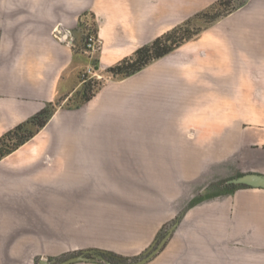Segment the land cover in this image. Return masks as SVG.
I'll return each mask as SVG.
<instances>
[{"label": "crops", "instance_id": "1", "mask_svg": "<svg viewBox=\"0 0 264 264\" xmlns=\"http://www.w3.org/2000/svg\"><path fill=\"white\" fill-rule=\"evenodd\" d=\"M217 1L0 0V137L80 87L86 57L76 27L80 13L93 9L99 23L103 71ZM237 1L239 7L194 41L133 76L107 83L79 109L87 114L93 107L108 112L133 101L147 106L158 102L168 112L163 134L168 138L164 144L135 145L137 154L148 156L146 164L155 174L144 175L149 190L144 209L105 207L98 219L105 221L108 208L114 212V238L99 241L101 249L87 248L77 255L104 251L131 261L129 255L140 253L137 260L176 224L146 264H264V189L230 191L218 184L228 178L229 185V177L248 173L264 175V0ZM57 27L77 28L75 45L59 42L53 35ZM154 90H161V96L150 97ZM55 114L0 161V205L22 198L33 221L23 227L28 243L17 255L25 262L39 256L59 261L74 250L75 192L19 189L26 182L54 185L51 176L35 173L32 165L46 144L47 129L61 133L54 123L64 111L57 108ZM170 167L175 175L164 182ZM166 226L170 228L159 239Z\"/></svg>", "mask_w": 264, "mask_h": 264}, {"label": "rangeland", "instance_id": "2", "mask_svg": "<svg viewBox=\"0 0 264 264\" xmlns=\"http://www.w3.org/2000/svg\"><path fill=\"white\" fill-rule=\"evenodd\" d=\"M240 5L241 2L237 0H231L230 2V7L233 8L232 11ZM76 22V27L81 30L83 40V26L89 25L88 30L95 34L100 41L98 38L99 23L93 9L80 13ZM184 22L162 34L171 33L172 45L180 46L188 41H194L195 37L197 38L203 30L211 26L202 20L196 19L187 23ZM77 28L74 31L71 30L72 40L76 38ZM102 46L100 41L97 51L93 53H87L83 49L86 55L84 59L85 67L79 74L80 79L78 82L83 79L92 81L95 85L93 91L101 89L109 82L120 81L113 79L106 72L109 67L103 71L99 68L98 56ZM81 88L80 85L70 97L58 96L55 104L58 109L61 108L64 111V114L61 118L57 117L54 126H60L61 133L52 132V127L47 129L46 144L43 149L38 151L39 156L32 165L35 173L51 176L54 185L48 188L38 187L36 183L32 182V185L28 182L19 185L20 190L30 189V186H32L33 191L50 189L52 191L68 190L75 192L74 207L76 208V214L73 235L75 244L74 250L66 254L69 255L65 257L67 259L87 248L101 249L97 246L99 241L106 243L114 238L112 232L114 231L112 221L116 217L114 212L108 208L105 221L100 222V219H98V217L105 214L103 213L105 207H110V204L118 205L131 212L136 210L141 212L144 209L142 205L149 202L147 196L149 190L144 175H150L152 178L155 177V174L154 167L146 164L149 161L148 156L137 154L134 149L135 145H145L143 143L164 144L168 138V135H163L166 130L165 124H168L166 123L167 118H165L168 112L162 107L161 103L150 102L151 105L147 106V102L133 101L126 108L122 107L121 110L115 107L105 112L93 107L92 109L88 108L87 114H83L79 109L86 103L75 106L81 99ZM153 92L150 97L161 96V90H154ZM78 110L79 114H76ZM56 114L50 119V122ZM67 115L70 116L67 117ZM187 169L190 171V167H187ZM165 174L166 172L160 177L163 178ZM174 175L173 167H170V171L163 178V181L171 179ZM231 178L229 177V179ZM226 180L228 178L218 182V184L224 187ZM87 192H91L94 196L81 195ZM62 200L63 198L60 199V201ZM23 203L22 198L15 199L12 197L9 200L10 205L8 203L5 206L0 205V264H38L39 259H48L47 261L50 262L54 258L39 256L35 257L34 261L25 262L17 257L18 254L24 253L25 244L28 243L27 235L29 234L23 230V227L33 222L25 213ZM85 211L86 214H84ZM178 216L179 213L175 219ZM83 218L85 219L86 228L84 231H82ZM168 228L170 226L162 229L159 239L165 235ZM87 243L88 245H86ZM139 254L127 256L133 260L140 256ZM64 260L66 259H60L54 264Z\"/></svg>", "mask_w": 264, "mask_h": 264}, {"label": "trees", "instance_id": "3", "mask_svg": "<svg viewBox=\"0 0 264 264\" xmlns=\"http://www.w3.org/2000/svg\"><path fill=\"white\" fill-rule=\"evenodd\" d=\"M230 2L231 0H219L210 7L195 14L184 23L196 19L212 25L232 11L233 8L230 7ZM170 35L171 33L162 35L151 43L138 48L130 57L124 58L117 64L109 67L106 72L113 79L122 80L141 71L152 62L173 52L179 46L172 45ZM82 48L84 49V43ZM95 62L97 63V60ZM96 63H94L95 66H97ZM81 86V99L75 106H80L89 101L100 89L93 91L95 87L94 83L85 79L81 81ZM56 106V104H47L41 111L2 135L0 137V161L32 139L50 120L57 109ZM238 187L241 186H224L225 190L230 191Z\"/></svg>", "mask_w": 264, "mask_h": 264}, {"label": "water", "instance_id": "4", "mask_svg": "<svg viewBox=\"0 0 264 264\" xmlns=\"http://www.w3.org/2000/svg\"><path fill=\"white\" fill-rule=\"evenodd\" d=\"M59 35L67 41L69 45H75L73 40H70L68 36L63 32L62 29H58ZM229 185L234 186H241V187H252V188H260L264 189V175L261 174H255V173H248L241 176H238L236 178L230 179L228 181ZM176 227V224L171 227V229L168 230L164 238L161 240L156 247L152 245L149 249H147L143 255L137 259V260H131L126 261L124 259H119L117 257H112L109 253L104 251H87L84 253H81L79 255L70 257L62 262H59L58 264H75L79 262H92V261H101L105 264H146L148 261H150L159 251L162 244L170 236V233L173 231V229ZM90 255V257H89ZM116 259L117 263H114L112 260ZM56 261H46V260H40L38 264H54Z\"/></svg>", "mask_w": 264, "mask_h": 264}, {"label": "built area", "instance_id": "5", "mask_svg": "<svg viewBox=\"0 0 264 264\" xmlns=\"http://www.w3.org/2000/svg\"><path fill=\"white\" fill-rule=\"evenodd\" d=\"M88 26L89 25H84L83 26V31H84V50L87 53H93L95 51H97L98 47H99V40L97 39V36L95 34H92L90 30H88ZM58 29H62L61 27H57L54 29L53 35L54 37L62 43H67V41H65L58 33ZM63 32L68 36V38L70 40H72V32L69 30H64L62 29ZM86 33V34H85ZM69 45V44H68Z\"/></svg>", "mask_w": 264, "mask_h": 264}]
</instances>
